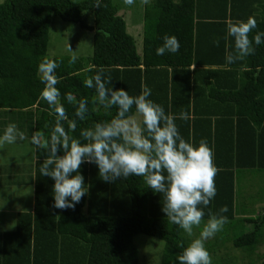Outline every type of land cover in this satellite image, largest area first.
I'll list each match as a JSON object with an SVG mask.
<instances>
[{
    "label": "trees",
    "instance_id": "1",
    "mask_svg": "<svg viewBox=\"0 0 264 264\" xmlns=\"http://www.w3.org/2000/svg\"><path fill=\"white\" fill-rule=\"evenodd\" d=\"M95 2L4 0L0 3V118L7 116L3 126L16 125L20 118L24 121L19 119V127L26 134L32 136L33 132L40 131L46 140L49 138L56 115L40 99L43 84L37 68L39 61L49 56L52 24L59 18L91 30L93 56L85 64L80 59L69 65V56L50 58L59 65L56 75L60 83L56 87L68 117L62 121L65 130L79 137L81 129L115 116V108L105 112L93 103L95 90L83 83L101 68L105 76L112 79L114 89L122 88L132 96L139 95L145 87L150 89L149 99L175 117L186 141L198 145L205 139L213 150L217 168L216 195L207 207H200L205 213L202 221L209 219V213L220 214L222 206L228 208L222 213L228 218L227 229L219 241L215 239L216 249L232 242L236 248L255 255L248 258L247 264H264V254L256 255L264 245V210L246 215L249 209L239 202L238 196L244 171L264 172V43L254 45L255 55L243 60L228 64L225 58L226 51L234 49V40L225 39L226 21H246L249 16L254 17L257 27L249 34L252 39L256 33L264 32V0H152L144 9L141 53L134 37L128 33L120 7L112 0H100V7L96 8ZM89 12L94 19L93 26L87 23ZM212 32L221 36L222 44L221 40L219 46L211 43L208 54H204L199 50V43L208 41ZM165 34L178 39L177 53L156 54ZM261 39L264 40V36ZM195 63L228 68L191 70ZM203 76L213 80L207 88L211 96L216 94L214 100L231 106L227 112L202 102L199 107L194 97L191 98L193 119L195 115L211 117L203 120L208 123L206 133L203 132L205 126H197L194 121L192 127L190 120L189 93L193 88L197 96L195 91L202 89L198 78L202 80ZM191 77L194 84L190 89ZM161 80L163 86L159 85ZM183 91L187 92L186 97L182 96ZM67 92H72L77 100H88L85 120L75 117V107L64 98ZM181 112H187L189 119H180ZM71 120H76L75 131L70 128ZM219 141L223 142L222 146ZM47 155L45 148H37L35 210L17 215L15 231L0 232V264H141L142 252L140 255L135 242L139 235L165 244L160 264H179L178 256L183 250L180 245L186 247L189 240L183 229L168 221L162 212V194L148 188L143 177L104 182L99 177L98 167L85 162L79 172L84 177L87 194L74 210L56 209L53 207L54 180L40 174ZM57 155H63V151ZM209 244L208 252L214 249V245ZM143 257L155 259L147 253ZM225 259H221L222 264Z\"/></svg>",
    "mask_w": 264,
    "mask_h": 264
},
{
    "label": "clouds",
    "instance_id": "2",
    "mask_svg": "<svg viewBox=\"0 0 264 264\" xmlns=\"http://www.w3.org/2000/svg\"><path fill=\"white\" fill-rule=\"evenodd\" d=\"M135 0H124L126 5ZM150 0H141L147 5ZM96 8L100 0H96ZM227 36L234 40V49L226 51V62L235 63L249 55H255V47L264 43V32H258L250 39L249 34L256 29L257 22L249 16L247 20L226 21ZM162 46L156 49L157 55L177 53L180 48L175 36L165 34ZM219 46V40L214 41ZM73 54L69 65H74L78 57ZM59 67L54 59L43 57L38 63V76L43 84L40 99L45 101L55 113V124L46 140L40 131L33 132L31 143L47 150V157L40 167V174L54 180L53 207L56 209H75L88 188L79 169L85 162L98 167L99 177L108 183L130 176L143 177L145 184L154 193L162 194V212L169 222L178 225L189 236L193 228H199L204 218L200 207H207L216 195L215 176L217 168L213 160V150L205 139L199 144L186 141L180 134L175 117L166 114L162 105L149 99L151 90L144 88L139 95H129L124 89H114L112 79L105 76L101 68L84 80V86L95 90L93 103L102 107L105 112L116 109L110 120L96 122L92 127L81 129L79 137L70 135L62 121L68 120L66 110L61 103V93L56 87L60 78L56 75ZM110 85V87H109ZM69 104L75 107V117L85 120L89 111L88 100L79 99L72 92L64 96ZM135 107V114L132 109ZM180 119H189L187 112H181ZM75 131L76 120L69 121ZM26 139L25 133L19 131L14 123L6 126L0 135V147L5 144ZM63 151V155H57ZM70 198V199H69ZM228 211L222 206L220 214L209 213V219L203 226L199 238H194L178 256L179 264H212L205 241L221 231L228 222L222 213Z\"/></svg>",
    "mask_w": 264,
    "mask_h": 264
},
{
    "label": "rangeland",
    "instance_id": "3",
    "mask_svg": "<svg viewBox=\"0 0 264 264\" xmlns=\"http://www.w3.org/2000/svg\"><path fill=\"white\" fill-rule=\"evenodd\" d=\"M4 0H0L2 3ZM76 2L82 0H74ZM115 5L120 7V15H123L126 24L128 33L134 37L137 45V50L139 53L142 52V41H143V28H144V9L145 5L141 3V0H135L134 4L126 5L124 0H112ZM152 0H150L151 2ZM91 12L87 15V23L91 26L94 25V19L91 16ZM49 52L48 58L53 57H70L73 53L68 51V45L72 48L74 53L80 59L83 60L85 64L90 57L93 56L94 48V33L91 30L83 29L78 24L75 23H66L59 18H55L52 24L50 35H49ZM7 116L0 118V135L3 134L5 127L3 126L6 123ZM29 138L26 137L23 141H17L13 144H10V147L5 151V154L1 151L0 147V161L6 159V154L10 152L13 162H23L30 160V150L33 148L31 144L28 143ZM4 147V146H3ZM15 154L17 157H15ZM18 160V161H17ZM10 164H7L5 170L9 172L12 170L8 168ZM14 172H10L4 177L3 183L0 185V209L4 211H9L10 214H7L5 217L11 220L10 224L7 226L9 229H14L16 225V215L13 214L12 206L15 202L19 205V201L14 193H21L25 188H31L32 185L29 183L21 182L20 179L25 176L22 170H27V166L24 164L16 165ZM10 174L12 175L11 177ZM241 186L242 190L239 189V202H242V205L246 209H249L246 215H251L254 211H257V214L260 211L264 210V172H253L250 170L244 171L243 177H241ZM17 179L18 184L13 187V183ZM13 187L11 190L9 188ZM3 188H6L4 190ZM15 188V191L13 189ZM3 189V190H2ZM30 193V191H29ZM24 205L21 204L19 207ZM14 210V209H13ZM15 212H18L16 210ZM252 215V216H257ZM206 220L201 222L199 228H193V235L189 236L185 233L186 237L189 240V243L194 238H199L200 232L203 229V226L206 224ZM227 226L224 225L222 230L217 232L212 238L205 241V247L208 249L209 245H214L215 239L219 241L222 237V233H225ZM233 235V233H231ZM135 242L139 248V252H142L141 264H160L162 261V256L164 253L165 244L162 241H159L156 238L147 237L145 235H139L135 238ZM220 249H210L209 253L211 256L212 264H222L221 259L224 257L225 264H247V260L250 257L251 259L253 253L246 251L244 249H238L234 246L232 242H227L224 245H221ZM140 252V255H141ZM148 257H154V260L151 258L143 257L146 255ZM264 254V245H262L258 250L256 255L261 257ZM260 264V263H256Z\"/></svg>",
    "mask_w": 264,
    "mask_h": 264
},
{
    "label": "crops",
    "instance_id": "4",
    "mask_svg": "<svg viewBox=\"0 0 264 264\" xmlns=\"http://www.w3.org/2000/svg\"><path fill=\"white\" fill-rule=\"evenodd\" d=\"M219 36L216 35L215 32H212L210 34V39L209 40L207 39L208 41L203 42V43H199V50L201 52H203L204 54H208V52H207L208 51V47H212L211 43H214V41H216V40H219V41L221 40L220 39L221 36L220 37ZM221 44H222V40H221ZM196 68H199V69H211V70H221V69H225V68H228V67L227 66L222 67V66H215V65H204V64L203 65H197L196 63L193 64L190 67L191 70H194ZM201 75L202 74H200V76ZM218 79H220V77ZM233 79L234 78L229 79L228 83L230 84ZM198 80L201 82L199 84L201 85L202 89L201 90L199 89L198 92L195 91V95H197V96H194V89L192 88V86L194 84V79L192 77L190 78V81L188 83V88H190V89L192 88L191 92L189 93L190 99L192 97H194V101H195V105L196 106L201 107V102H202V103L206 104L207 106L209 105V107H216V110L225 111V112L230 111V107H231L230 105H228L225 102L218 104V101L214 100L215 98H213V96H215L216 94H212V96H211V94H209V91H208V88H207V86H208L207 84H209L210 82H213V80H211L210 78H207L205 76L202 77V80H200L199 78H198ZM159 85L163 86L164 85V81L161 80L159 82ZM157 88H158V86H157ZM185 90H186V88H185ZM202 90H203V92H202ZM181 94L184 97H186L188 95L187 92H184V91ZM210 100H212L211 104H210ZM190 103H191V106H192L191 115H190L191 116L190 120L192 121V123H191L192 127L194 125V121H197V126H205V128L203 129V132L206 133V131H207V126L206 125L208 123L206 121L204 122L203 120H205V119L207 120V119H209L211 117H208V116L207 117H199L198 115H195L196 117L193 119V116H194V111H193L194 103H193L192 99L190 100ZM184 107H186V104H184ZM210 110L213 111L211 108H210ZM234 110H235V107H234ZM214 118H215V116L212 118V120ZM19 119L20 118L17 119V124H16L18 130L25 133V136L27 138H29V140H30V141H28V143L33 146V148H31L32 150H30V155H28V157H30V160L23 161V162H13V161H11L12 156H11V154L9 152L5 156L6 159L3 160V161L2 160L0 161V185L3 183V179H4V177L6 178V175L8 173L15 171V169H16L15 166L16 165L24 164V165L27 166V170H22V172H24L25 176H23V178H21L20 181L21 182H25V183H29L32 186H31V188L23 187L24 190L21 191V193H14L13 194L14 196L17 197V199L19 201V205L17 204V202H15L14 205L12 206V210H11V211H13V214L16 215V217H17V215L19 213L30 212V211L32 212V211L35 210V179H36V163H37L36 150L38 148V147H36L35 145H33L31 143V133L26 134V131H23L19 127L20 120L24 121L23 119H20V120ZM195 119H199V120H195ZM234 120H236V119H234ZM220 144L222 146L223 142H220ZM3 146H2V150L1 151L5 154V151L10 147V144H5ZM210 146H211V144H210ZM15 157H17L16 154H15ZM7 164H10V166L8 168L12 169V170H9V172L7 170H5L6 167H7ZM11 176L12 175L10 174L9 177H11ZM16 184H18L17 179H15L14 183L12 184L13 187ZM13 187H11L9 189L11 190ZM3 189L6 190V188H3ZM13 191H15V188L13 189ZM29 191H30V193H29ZM23 203H24V205L22 207H19ZM16 210H18V212H15ZM7 214H10L8 210L4 211L3 209H0V232H12V231L16 230V227H17L16 225L14 226L15 227L14 229H10V228L8 229L7 228V226L11 222V220L9 219L10 217H8V218L5 217ZM16 221H17V218H16ZM206 222L207 221H205V223ZM16 224H17V222H16Z\"/></svg>",
    "mask_w": 264,
    "mask_h": 264
}]
</instances>
